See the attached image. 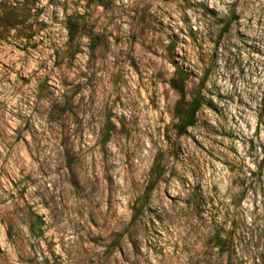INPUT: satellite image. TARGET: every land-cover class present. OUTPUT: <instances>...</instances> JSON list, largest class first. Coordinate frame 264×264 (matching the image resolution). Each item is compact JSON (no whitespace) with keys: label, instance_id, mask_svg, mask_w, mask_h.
<instances>
[{"label":"clouds","instance_id":"obj_1","mask_svg":"<svg viewBox=\"0 0 264 264\" xmlns=\"http://www.w3.org/2000/svg\"><path fill=\"white\" fill-rule=\"evenodd\" d=\"M0 264H264V0H0Z\"/></svg>","mask_w":264,"mask_h":264}]
</instances>
